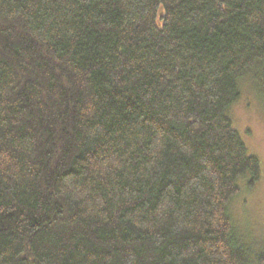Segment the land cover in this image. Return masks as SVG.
Listing matches in <instances>:
<instances>
[{
	"label": "trees",
	"instance_id": "obj_1",
	"mask_svg": "<svg viewBox=\"0 0 264 264\" xmlns=\"http://www.w3.org/2000/svg\"><path fill=\"white\" fill-rule=\"evenodd\" d=\"M244 80L264 0H0V264H264Z\"/></svg>",
	"mask_w": 264,
	"mask_h": 264
},
{
	"label": "rangeland",
	"instance_id": "obj_2",
	"mask_svg": "<svg viewBox=\"0 0 264 264\" xmlns=\"http://www.w3.org/2000/svg\"><path fill=\"white\" fill-rule=\"evenodd\" d=\"M241 86V99L231 107V115L249 151L262 161L263 177L253 190L241 185V193L232 205L231 216L240 237H249L247 228L262 241L255 239L251 245L264 246V102H261L255 87L248 80H244Z\"/></svg>",
	"mask_w": 264,
	"mask_h": 264
}]
</instances>
